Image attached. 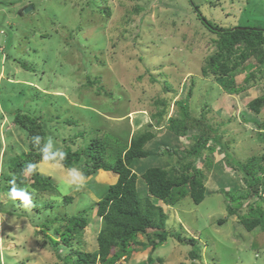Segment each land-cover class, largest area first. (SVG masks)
Wrapping results in <instances>:
<instances>
[{
	"label": "rangeland",
	"instance_id": "1",
	"mask_svg": "<svg viewBox=\"0 0 264 264\" xmlns=\"http://www.w3.org/2000/svg\"><path fill=\"white\" fill-rule=\"evenodd\" d=\"M192 4L217 28L264 25V0H0V237L5 264H63L61 258L76 249L93 251L101 226L95 217L96 198L107 189L93 178L66 204L63 196L72 189L61 185L59 170L49 173L57 192L35 190L34 208L24 209L10 199L6 187L11 174L6 172V181L4 170L15 152L27 151V131L14 125L13 114L21 111L46 122L47 135L57 147L69 143L75 149L102 131L128 140L149 123L154 125L158 115L151 113L161 109L160 98L169 102L171 115L179 110L177 102L187 104L189 114L204 116L211 135L217 136L213 149L203 148L193 161L203 171L205 195L199 203L186 194L165 205L164 228L171 232L167 239L151 251L141 233L134 250L116 264H141L148 255L156 264H264V230L247 231L224 192L246 187L243 174L232 167L234 160L264 155V130L259 127L264 105L258 113L247 108L251 98L264 94V62L251 55L241 61L243 45L235 46L225 62L230 67L237 63L233 84L241 88L226 91L221 72L212 71L209 63L220 51L219 36L197 19ZM145 113L149 122L143 121ZM67 119L74 122L68 124ZM137 121H143L139 128ZM163 122L149 128L155 137L145 144L149 154L138 166L166 168L177 159H192L180 149L193 143L197 130L188 129L177 138ZM81 131L83 136H73ZM162 136L165 143L158 150ZM175 144L178 154H168L166 147ZM99 174L94 177L101 181L105 173ZM30 182L24 187L32 191ZM250 197L257 199L254 192ZM246 205L238 214L247 211ZM84 208L90 209L88 222L72 245L51 243L49 236L59 237L53 227L64 223L59 219ZM222 218L225 221L218 223ZM45 223L49 226H42ZM175 233L196 238L200 258H190L191 247L177 241Z\"/></svg>",
	"mask_w": 264,
	"mask_h": 264
},
{
	"label": "trees",
	"instance_id": "2",
	"mask_svg": "<svg viewBox=\"0 0 264 264\" xmlns=\"http://www.w3.org/2000/svg\"><path fill=\"white\" fill-rule=\"evenodd\" d=\"M193 6L197 19L207 29L213 33L216 32L219 36L217 43L220 51L213 54L209 62L212 71L221 72L220 84L226 91L231 93L232 90L236 89L235 92H239L241 87L233 84L235 74L233 70L237 63L230 67L225 59L233 56L235 46L242 44V51L238 55L241 61L251 55L258 63H263L264 25H253L254 27H252L245 24L241 26L239 23L229 28H217L215 23L201 15L197 6ZM247 66L250 67L252 64L248 63ZM225 76L226 78H223ZM157 101H160L162 107L161 109L157 108L155 113H151V117L158 115L156 123L154 125L149 123L146 128L139 129L131 135L129 140H121L118 135L115 136L111 132L102 131L90 139L87 144L85 143L86 145L79 148L74 149L69 143H65L62 150L66 151L68 156L64 162V167L75 165L83 169L87 177L97 175L98 171L102 169L111 172L115 180L106 185L105 194L96 200L95 217L100 218L101 221V226L96 234V248L93 251L76 249L73 254H66L61 258L63 264H96L97 261L100 264H116L119 258L134 250V243L141 233L146 237L147 244L152 251L162 244L171 233L164 228L165 213L157 201L174 204L186 194L191 197L194 203H199L204 198L203 171L196 167L193 161L201 155L203 148L213 149V143L217 142V136L211 135V127L202 119L204 116L190 115L187 110L188 105L183 104L182 101L177 102L179 110L176 115L168 113L170 105L166 99L160 98ZM263 105L264 94L247 102L248 110L254 113H258ZM54 119L59 120L57 117ZM12 120L16 127L24 128L27 131L24 137L27 151L15 152L10 157L4 175L7 181L6 172H8L9 175L11 174L8 182L15 178L17 185L24 187L26 181L20 174L22 168L28 162L37 163L40 161L39 151L32 146L31 138L37 134L48 136V131L44 127L46 122L35 121L28 113L16 112L13 114ZM50 120H53V117L48 119V121ZM160 120L164 121L163 126L177 138L179 135L186 134L188 129L197 130V133L193 135V143L184 149H180L181 155L184 153L188 157L192 156V159L186 161L177 159L169 165L170 167L167 166L168 168L147 167L141 173L145 188L139 189L137 186L138 175L133 168L140 158L148 156L149 153L145 149V144L155 137V132L149 128L156 126ZM73 122L71 119L66 120L68 124ZM204 124L207 126L205 127ZM259 127L264 130V120ZM83 134L81 131L73 136L78 137L83 136ZM218 139L220 138L218 137ZM208 142H212V145L210 146ZM177 147L178 144H175L171 148L166 147V150L168 149V154L172 152L178 154L179 149ZM162 154L164 152L159 155L162 156ZM225 159L227 160L229 157ZM234 163L235 165L232 167H237L236 169L243 174L246 187L224 191L229 195L230 201L234 202L231 212L236 214L238 221L247 231H252L255 227L264 230V195L262 196L264 194V155L250 156L246 162L234 160ZM30 180L29 186L34 190L57 192V186L49 176L35 174ZM6 188L9 191L10 183ZM252 192L255 193L257 199L250 197ZM73 197L74 195L71 193L66 194L63 196V202L70 204ZM243 203H247V211L238 214V209L242 207ZM89 211V208H84L76 214L60 218L59 220L64 221L63 225L53 227L54 233L59 236L58 240L49 236L51 243L58 244L60 241L64 246H71L72 238H75L74 235H79L82 228L86 226L88 222L86 216H88ZM224 221V218L218 219L220 224ZM42 226H49V224L45 223ZM149 227L154 229L147 231L146 229ZM174 237L177 241L191 247L188 252L190 258H200L196 238L177 233L174 234ZM156 261L155 258L148 255L146 261L141 264H156Z\"/></svg>",
	"mask_w": 264,
	"mask_h": 264
},
{
	"label": "clouds",
	"instance_id": "3",
	"mask_svg": "<svg viewBox=\"0 0 264 264\" xmlns=\"http://www.w3.org/2000/svg\"><path fill=\"white\" fill-rule=\"evenodd\" d=\"M0 139H2V137H0ZM31 143L32 146L39 151L40 161L37 163L28 162L24 165L20 174L25 181L29 180L35 174L44 175L63 170V176L60 178V183L64 188L79 191L87 185L88 177L82 169L75 165L67 168L64 167V162L67 160L68 154L66 151L57 147V141L53 136H41L37 134L31 138ZM2 171V164H0V172ZM9 183L10 188L8 191V197L10 199L19 201L24 209H32L35 207V190L29 192L26 187H19L15 178ZM162 204V208H164L165 205H173ZM5 251L3 238L0 237V264H5Z\"/></svg>",
	"mask_w": 264,
	"mask_h": 264
},
{
	"label": "crops",
	"instance_id": "4",
	"mask_svg": "<svg viewBox=\"0 0 264 264\" xmlns=\"http://www.w3.org/2000/svg\"><path fill=\"white\" fill-rule=\"evenodd\" d=\"M252 99V98H251ZM145 115H146V118H145V120L143 119V121L144 122H149V117L147 118V114L145 113ZM143 121H137L136 122V127H140L141 126V122H143ZM138 124H140V125H138ZM138 130V129H137ZM171 135V134H170ZM165 138H168L166 135H163ZM163 136L159 139V141H157L158 143L157 144H159V146L157 147V149L159 150V148H160V145H162V144H164L165 143V141H163L162 139H163ZM130 139V137H128V140ZM170 141H171V139H169ZM172 143H173V141H171ZM146 149V148H145ZM157 150V151H158ZM151 166H158V165H149V166H146V167H142V166H138L137 164H135L134 165V171L137 173V175H138V177H137V186H138V188L139 189H144L145 188V185H144V180L142 179V177H141V173H142V171L143 170H145L147 167H151ZM102 171H104V173H105V175L103 176V179H101V181L99 180V179H97V178H95V177H97V176H100V174L98 175V173H97V175H95V177L94 176H92V177H88V181H90V180H93V178L96 180V183H101V184H103V185H108L109 183H112L114 180H115V177H114V175H112L111 174V172H108V171H106L105 172V170H100V172H101V174H102ZM47 176H49V177H51L50 176V174H47ZM107 180L109 181L108 183H107ZM86 189V188H85ZM84 189V190H85ZM73 191H75V190H71L69 193H71V194H73L74 196H76V195H78L79 193H82L83 191L82 190H79L78 192H76V193H73ZM91 194H93V192H91ZM95 197V196H94ZM96 198V197H95ZM99 197H97L96 198V200L98 199Z\"/></svg>",
	"mask_w": 264,
	"mask_h": 264
},
{
	"label": "bare ground",
	"instance_id": "5",
	"mask_svg": "<svg viewBox=\"0 0 264 264\" xmlns=\"http://www.w3.org/2000/svg\"><path fill=\"white\" fill-rule=\"evenodd\" d=\"M28 9V8H27ZM29 11V10H28ZM212 33V32H211ZM212 39V38H211ZM217 42V41H216ZM180 130V129H179ZM108 144V143H107ZM110 150V149H109ZM122 150V149H121ZM165 154V153H164ZM106 159V158H105ZM107 161V160H106ZM83 170V169H82ZM37 178V177H36ZM207 188V187H206ZM165 204V203H164ZM230 232V231H229ZM176 236V235H175ZM37 241V240H36Z\"/></svg>",
	"mask_w": 264,
	"mask_h": 264
},
{
	"label": "water",
	"instance_id": "6",
	"mask_svg": "<svg viewBox=\"0 0 264 264\" xmlns=\"http://www.w3.org/2000/svg\"><path fill=\"white\" fill-rule=\"evenodd\" d=\"M29 9H31V7H29L28 9H25V12H27Z\"/></svg>",
	"mask_w": 264,
	"mask_h": 264
}]
</instances>
